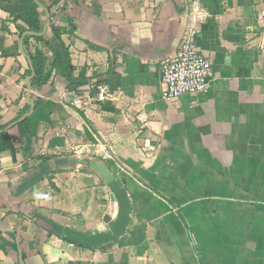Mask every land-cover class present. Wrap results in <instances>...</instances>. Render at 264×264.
Returning <instances> with one entry per match:
<instances>
[{"label": "crops", "instance_id": "crops-1", "mask_svg": "<svg viewBox=\"0 0 264 264\" xmlns=\"http://www.w3.org/2000/svg\"><path fill=\"white\" fill-rule=\"evenodd\" d=\"M52 14L73 21L63 40L84 87L54 75L33 89L34 41L0 9V264H264V0H57ZM186 38L211 84L170 102L160 65ZM100 81L113 102L96 101ZM94 164L121 180L133 212L122 238L89 249L63 233L104 237L118 215Z\"/></svg>", "mask_w": 264, "mask_h": 264}, {"label": "trees", "instance_id": "trees-1", "mask_svg": "<svg viewBox=\"0 0 264 264\" xmlns=\"http://www.w3.org/2000/svg\"><path fill=\"white\" fill-rule=\"evenodd\" d=\"M47 1H50L49 5ZM57 5V0H0V9L9 14L12 22L18 26L22 35L30 33L25 36L24 44L29 47L30 41H34V51L30 54L32 63V70L29 72L30 76H34L31 81V86L35 90H40L46 85L52 76L63 79L69 87L81 88L88 85L91 81L87 77V70L78 69L73 65L72 56L69 46H67L63 40L66 34H73L75 26L73 21L69 20V28H61L55 25V15L52 14L53 8ZM42 6H46L52 17L50 24V36L43 34V24L41 20L40 9ZM63 11V9H62ZM3 30H7L6 26H3ZM42 46L48 53L51 54V60L46 55ZM11 52H3L2 56H12ZM107 84L108 81H100L95 86ZM111 88V86H110ZM96 92V88H94ZM112 90V88H111ZM113 91V90H112ZM38 100L35 104L38 105ZM29 107L25 109V114L29 111ZM23 114V116L25 115ZM18 128L21 135V145L24 148V152L27 157H31L33 154V140L34 137L31 132V122L29 118H25L18 123ZM7 150V144L5 139L4 127L0 126V152L3 153ZM86 244H77L80 247L95 249L103 242L113 239L111 234L107 236H93V237H81ZM9 244L6 241H0V249H5Z\"/></svg>", "mask_w": 264, "mask_h": 264}, {"label": "built area", "instance_id": "built-area-1", "mask_svg": "<svg viewBox=\"0 0 264 264\" xmlns=\"http://www.w3.org/2000/svg\"><path fill=\"white\" fill-rule=\"evenodd\" d=\"M163 98L176 102L185 96L206 93L211 84V63L191 38H186L179 52L160 65ZM95 99L100 103L113 102L115 93L107 84L95 86Z\"/></svg>", "mask_w": 264, "mask_h": 264}, {"label": "water", "instance_id": "water-1", "mask_svg": "<svg viewBox=\"0 0 264 264\" xmlns=\"http://www.w3.org/2000/svg\"><path fill=\"white\" fill-rule=\"evenodd\" d=\"M32 77L34 76L32 75ZM28 85L30 88V83H28ZM93 168L105 180L113 199L117 202V217L115 219L106 218L105 223L107 224L111 235L118 240L127 233L128 228L131 224V217L133 212L131 200L121 180L115 178L106 166L101 164H94ZM63 238L69 242H75L77 244H86V242L82 240L79 236H76L75 234L69 232H64Z\"/></svg>", "mask_w": 264, "mask_h": 264}, {"label": "rangeland", "instance_id": "rangeland-1", "mask_svg": "<svg viewBox=\"0 0 264 264\" xmlns=\"http://www.w3.org/2000/svg\"><path fill=\"white\" fill-rule=\"evenodd\" d=\"M11 22H12V20H11ZM95 94H96V92H95Z\"/></svg>", "mask_w": 264, "mask_h": 264}]
</instances>
